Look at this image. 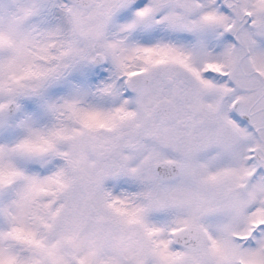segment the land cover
<instances>
[{
    "label": "snow or ice",
    "instance_id": "obj_1",
    "mask_svg": "<svg viewBox=\"0 0 264 264\" xmlns=\"http://www.w3.org/2000/svg\"><path fill=\"white\" fill-rule=\"evenodd\" d=\"M0 264H264V0H0Z\"/></svg>",
    "mask_w": 264,
    "mask_h": 264
}]
</instances>
